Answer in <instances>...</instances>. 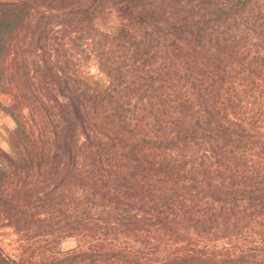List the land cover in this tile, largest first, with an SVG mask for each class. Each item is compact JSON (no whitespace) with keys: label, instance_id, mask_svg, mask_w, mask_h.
Here are the masks:
<instances>
[{"label":"trees","instance_id":"trees-1","mask_svg":"<svg viewBox=\"0 0 264 264\" xmlns=\"http://www.w3.org/2000/svg\"><path fill=\"white\" fill-rule=\"evenodd\" d=\"M0 113V264H264V0H0Z\"/></svg>","mask_w":264,"mask_h":264},{"label":"rangeland","instance_id":"rangeland-1","mask_svg":"<svg viewBox=\"0 0 264 264\" xmlns=\"http://www.w3.org/2000/svg\"><path fill=\"white\" fill-rule=\"evenodd\" d=\"M93 71L96 72V69L94 68ZM14 125H15V122H14L13 118L0 113V145H2L7 150L11 149V145H10L8 138H7L8 132L10 129H12L14 127ZM8 232H10L8 234L11 237H13L12 231L9 230ZM7 243L10 244L9 242H7ZM77 243L78 242L75 238H68V239L64 240L63 247L65 249L75 247L77 245ZM6 247H8L7 249H9L10 251L13 249L12 245H9Z\"/></svg>","mask_w":264,"mask_h":264}]
</instances>
